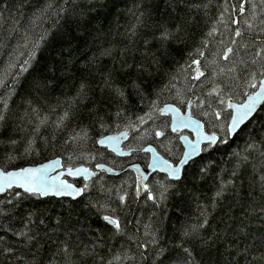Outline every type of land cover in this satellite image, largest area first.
Listing matches in <instances>:
<instances>
[{
  "label": "trees",
  "instance_id": "1",
  "mask_svg": "<svg viewBox=\"0 0 264 264\" xmlns=\"http://www.w3.org/2000/svg\"><path fill=\"white\" fill-rule=\"evenodd\" d=\"M48 4L54 7L47 9ZM261 21V0H0V100H8L7 110L0 106L5 116L0 166L8 171L55 158L65 167L146 166L147 155L121 159L98 147L100 138L125 130L130 133L127 148L153 145L177 163L183 153L179 135L170 131L169 117L152 106L174 104L185 110L195 98L193 116L215 131L198 107L196 97L205 100L204 94L200 88L188 91L184 69L193 58L205 64L226 45L235 50L231 59L250 61L264 47ZM177 28L182 39L162 44L161 32L176 33ZM236 29L241 37L234 35ZM220 62L225 63L222 57ZM107 73L123 98L105 88ZM240 76L244 79L218 81L235 102L256 89L248 86L246 72ZM84 80L91 90L69 109ZM205 102L220 108L215 98ZM66 110L73 116L61 123ZM118 111L124 118L117 117ZM149 111L155 117L152 127L167 126L166 138L154 139L150 132L133 138L127 123ZM74 133L86 136L73 141ZM224 139L227 143L203 150L180 181L153 175L147 183L150 192L143 189L140 198L132 172L100 174L77 201L18 191L0 197V264H264V107L237 135ZM105 215L120 220V232ZM199 225L198 239L184 236ZM65 246L71 253L67 258L61 251ZM85 248L90 254L82 257Z\"/></svg>",
  "mask_w": 264,
  "mask_h": 264
},
{
  "label": "snow or ice",
  "instance_id": "2",
  "mask_svg": "<svg viewBox=\"0 0 264 264\" xmlns=\"http://www.w3.org/2000/svg\"><path fill=\"white\" fill-rule=\"evenodd\" d=\"M246 2V0H245ZM264 3V0H261ZM53 4H48L47 9L53 8ZM238 11L243 14L245 11V3H241L238 7ZM235 24H239L238 20L232 21ZM264 23V21H261ZM248 28H253L252 24H248ZM179 28H177L176 33L170 32L167 29H164L159 37V40L163 44L164 42L171 41L173 39H182L178 36ZM209 36L212 35L211 32L208 33ZM234 35L236 37H241L242 33L239 29L234 30ZM223 43V41H221ZM232 44L236 43V40L231 41ZM206 46V45H205ZM235 50L232 47L225 46L223 50L218 51L212 54V59L207 61L205 64H202L201 59L193 58L191 62L188 64L187 69H184L186 76L185 78L189 81L188 91L194 92L195 89L200 88L204 94L205 100H201L200 97H196L198 101V107L201 109V115L209 118V123L215 129V131H207L205 125L201 123L200 120H194L191 115L180 116L179 109L171 108L170 105H166L165 108H157L155 105L152 106L153 111H158L160 115H164L166 108L171 109L172 112L177 114V119L172 123L175 125L172 127V131H177L178 128H189L191 127L193 131L196 133V141L191 144V152H187L184 154V158L179 161L180 165L186 164L188 159L194 154L200 151L210 149L214 147L217 142L227 143V140L224 137L232 136L237 133V129L248 121L252 116L254 111L257 109V106L260 105L264 107V47H260L255 54L252 56L250 61L243 60L242 58L239 61H235L231 59L230 54H233ZM197 53L199 57H203V51L197 49ZM225 63L220 62V58ZM259 58V59H258ZM27 63V62H26ZM194 66V67H193ZM247 73V83L250 88H259V91H255L252 94L245 93L247 97L246 101L242 103H234L232 96L225 91V89L219 83V78L227 77L229 80L236 79H244V77L240 76V73ZM105 88L110 89L116 96L123 98L124 92L121 89L112 87V79L111 73L105 74V77L102 81ZM37 88L40 87L39 84L36 85ZM91 90V85L86 81H82L77 90L76 96L72 102H69L68 108L74 109L76 105H78L83 99H85L88 95V92ZM207 98H215L220 106L219 110H215L212 108L210 103H206ZM191 103V101H189ZM0 106L4 110L8 109V100L7 98L0 100ZM35 111V109H33ZM153 111L146 112L144 116H138L136 120L129 121L127 123V127L134 133L133 138L139 137L143 139L141 133H149L151 136L156 138H166L167 133L162 127L160 130L152 127L149 122L155 123V117L153 115ZM117 117H123L122 112L116 113ZM73 116L72 111L66 110L64 116L61 117V123L66 120H70ZM5 120V116L0 114V121ZM148 125V127H144ZM222 134V135H220ZM122 136L125 134H121ZM86 136V133H82V135L77 136L75 133L72 136V140L75 141L77 139H83ZM117 137H106L105 140L113 141L117 140ZM186 139V138H185ZM105 140L99 141L101 144H104ZM161 145L163 146V141H161ZM201 145L204 147L202 148ZM166 147V146H165ZM254 148V146H252ZM119 152V149H115ZM167 150V149H166ZM146 152H155L154 148H146L144 149ZM264 156V153H261ZM243 161L247 162L248 157L244 156ZM161 164L162 170H165L173 179H179L180 168L178 166H174L169 164L167 161H159ZM99 167H103L99 165ZM153 167V165H150ZM44 169H22L21 172H9L2 173L0 172V191H3L5 188H11L14 184L18 187L24 188L26 192H40L41 194L45 193L49 190V188H54L58 194H64L66 191L71 190L76 194L82 193L88 185L85 184L84 189H75L71 184L63 180H59V183H56L58 178H53V183L50 185L47 179L44 178ZM261 172H264V162L261 164ZM37 173H41V175H37ZM91 175L87 169L84 168H76L68 169V175H79V174ZM235 175V173H233ZM261 181V189L264 190V175L260 177ZM144 190L146 192H150L147 185H144ZM139 191V189H137ZM222 191V190H221ZM217 195H221V192H218ZM149 199H153L152 195L149 194ZM121 202H124L126 197H119ZM10 202V201H9ZM261 211L264 212V205H261ZM105 221L109 224H112L118 232L121 231V223L120 220L114 218L112 215H105L103 217ZM42 222V221H41ZM207 221L205 220V223ZM203 225L194 226L190 229L185 230L184 236L189 240H196L199 238V228ZM21 236L26 237L29 241L35 239L34 236H29L26 232H21ZM3 238L0 237V240ZM206 243V241L204 242ZM64 256L70 257L71 253L69 252V248L67 246L61 249ZM184 252L191 256V252L188 248H184ZM89 251L87 248L81 253L80 256L89 255ZM163 254V249L157 253V257ZM142 259H147V256L144 253H141ZM255 259V258H254ZM261 259H264L262 257ZM67 264H72L70 260L67 261ZM108 264H112V261H108ZM163 264V261H161ZM185 264H189L188 260H185Z\"/></svg>",
  "mask_w": 264,
  "mask_h": 264
},
{
  "label": "water",
  "instance_id": "3",
  "mask_svg": "<svg viewBox=\"0 0 264 264\" xmlns=\"http://www.w3.org/2000/svg\"><path fill=\"white\" fill-rule=\"evenodd\" d=\"M256 91H259V88H257ZM246 99L243 100L242 102L246 101ZM194 100H195V98H192L190 100L191 103L188 104V107L185 110L180 109L178 106H176L174 104H165L162 108H165L166 105H170L171 108L179 109V115L180 116L191 115L194 120H199L196 117H194L193 113H192ZM242 102H235L234 101V103H242ZM261 108H262V106L258 105L257 109L253 113V116L248 121H245V123L242 124L237 129L236 134H234L230 137L233 138L235 135H237L240 132V130L245 125H247L256 116V114H258V112L261 110ZM162 116L163 117H169L171 119L170 120V131L172 133L182 134L179 138V141H180L182 148H183V154L180 158V160H181L184 158L185 153L192 151L191 144L194 143L197 139L196 133H195V131H193V129L191 127H189V128H178L177 131L173 132L172 127H174L175 125L172 122L177 119V114L172 112L171 109L166 108L165 113ZM201 123L204 124L202 121H201ZM122 133L125 135L122 136L121 135ZM106 137H117L118 139L110 142L108 140H105ZM101 140H105L104 144H101L99 142ZM129 140H130V133L128 131H125V132H121L118 134L107 135V136L101 138L97 144L101 148H107L116 157L122 158V159L130 158L134 154H147V155H149V163H148L147 167H144L140 163H132V164L124 167L123 169H114L110 166H106L103 164H100L103 166L102 168L99 167V165H97V166H95L94 169H91L90 167H87L84 165H80V166H76V167H65L63 164V160L61 158H56V159H52V160H49L47 162H44V163H41L38 165L26 166L24 168L13 169V170H8V171L3 170L0 167V172H2V173H9V172L19 173V172H21L22 169H44L45 170L44 171V178L47 179V181L50 185L53 183V178H58L56 183H59V180H63L65 182H67L68 184H71L73 186V188H75V189H83V187L76 185V183H74V182H78V181L90 182L93 179H95L96 177H98L100 174H106L108 176L117 177V176H121L125 173L132 172L136 176V180H137L136 181V187H137V189H139L138 196L140 197L144 185H147L148 181L150 180V177L153 174L160 173L162 175H166L171 181L178 182L182 179L183 174H184V170L189 166V164L191 162L195 161L196 159H198L203 153V151H200L198 153H194L188 159V162L186 164L180 165V163H179L180 160L177 163H173V162L169 161L153 145H148L141 150L125 149L124 146L129 142ZM149 147L154 148L155 152L144 151V149L149 148ZM201 147L203 148L204 146L201 145ZM117 148L119 149V152H117L115 150ZM158 160L159 161H167L171 165L178 166L180 168L179 179H173L170 176H168L167 172L165 170H162L161 164L158 163ZM150 165H153V167H150ZM69 168L73 169V171L76 168H84V169H87L88 172L91 173V175L86 176L85 174L81 173L79 175L70 176V175H68V169ZM37 175H41V173H37ZM0 183H2V181H0ZM12 189H20L24 193H27L29 195H37L43 199L55 198V199H69L72 201H77L84 194V191L80 194H76L75 192H72L71 190L66 191L64 194H58L54 188H49V190L43 194H41L40 192L29 193V192H26L24 190V188L18 187L14 184L11 188H5L3 191H0V196L5 195L8 191H10Z\"/></svg>",
  "mask_w": 264,
  "mask_h": 264
},
{
  "label": "bare ground",
  "instance_id": "4",
  "mask_svg": "<svg viewBox=\"0 0 264 264\" xmlns=\"http://www.w3.org/2000/svg\"><path fill=\"white\" fill-rule=\"evenodd\" d=\"M257 88H258V87H257ZM257 88H256L253 92H255V91L257 90ZM253 92H252V93H253ZM252 93H250V94H252ZM250 94H249V95H250ZM246 98H247V97H246ZM246 98H245V99H246ZM245 99H244V100H245ZM188 104H189V103H188ZM187 107H188V106H187ZM169 119H170V118H169ZM170 120H171V119H170ZM125 131H126V130H125ZM125 131H122V132H125ZM119 133H121V132H119ZM115 134H118V133H115ZM178 134H179V133H178ZM110 135H111V134H110ZM106 136H107V135H106ZM104 137H105V136H104ZM102 138H103V137H102ZM100 139H101V138H100ZM100 139H99V140H100ZM99 140H98V141H99ZM97 143H98V142H97ZM97 145H98V144H97ZM98 147H99V146H98ZM99 148H101V147H99ZM101 149H104V150L108 151L109 153H111L107 148H101ZM142 149H143V148H142ZM132 150H133V149H132ZM140 150H141V149H140ZM111 154L114 155L113 153H111ZM143 155H146V154H143ZM114 156H115V155H114ZM55 159H56V158H55ZM121 159H122V158H121ZM125 159H126V158H125ZM51 160H52V159H51ZM46 162H47V161H46ZM43 163H44V162H43ZM40 164H41V163H40ZM130 164H131V163H130ZM97 165H100V164H97ZM97 165H95V166H97ZM103 165H105V164H103ZM84 166H85V165H84ZM106 166H107V165H106ZM125 166H126V165H125ZM0 167H1V166H0ZM75 167H76V166H75ZM87 167H88V166H87ZM1 168H2V167H1ZM94 168H95V167H94ZM94 168H91V169H94ZM2 169H3V168H2ZM3 170H4V169H3ZM126 174H127V173H126ZM156 174H160V173H156ZM103 175H106V174H103ZM153 175H155V174H153ZM153 175H152V176H153ZM160 175H162V174H160ZM152 176H151V177H152ZM164 176H166V175H164ZM151 177H150V178H151ZM96 178H97V177H96ZM96 178H95V179H96ZM95 179H93V180H95ZM168 179H169V178H168ZM93 180H92V181H93ZM169 180H170V179H169ZM92 181H90V182H92ZM170 181H171V180H170ZM90 182H85V184H88V183H90ZM76 185H78V184L76 183ZM78 186H79V185H78ZM80 187H82V186H80ZM83 189H84V187H83ZM142 190H143V189H142ZM11 191H18V192L24 193V192H23L22 190H20V189H12V190L8 191L6 194H8V193L11 192ZM84 191H85V190H84ZM6 194H5V195H6ZM24 194H27V193H24ZM141 194H142V193H141ZM5 195H3V196H5ZM27 195H29V194H27ZM34 196H37V195H34ZM0 197H2V196H0ZM138 197H139V196H138ZM140 197H141V196H140ZM140 197H139V198H140ZM40 198H41V197H40ZM42 199H43V198H42Z\"/></svg>",
  "mask_w": 264,
  "mask_h": 264
},
{
  "label": "flooded vegetation",
  "instance_id": "5",
  "mask_svg": "<svg viewBox=\"0 0 264 264\" xmlns=\"http://www.w3.org/2000/svg\"><path fill=\"white\" fill-rule=\"evenodd\" d=\"M178 135H179V138H180V136H181L182 134H178ZM126 145H127V144H126ZM126 145L124 146V148H125V149H129V148L126 147ZM181 146H182V145H181ZM182 154H183V153H182ZM134 155H143V154H134ZM134 155H133V156H134ZM146 155H147V154H146ZM147 156H148V158H149V155H147ZM131 157H132V156H131ZM131 157H130V158H131ZM179 160H180V159H179ZM169 161H170V160H169ZM132 163H135V162H131V164H132ZM148 163H149V160H148ZM148 163H147V165H148ZM128 165H130V163H129ZM128 165H127V166H128ZM147 165L144 166V167H147ZM125 167H126V166H125ZM122 169H123V168H122ZM134 175H135V174H134ZM135 178H136V176H135ZM136 181H137V180H136ZM136 188H137V187H136ZM143 189H144V187H143Z\"/></svg>",
  "mask_w": 264,
  "mask_h": 264
}]
</instances>
